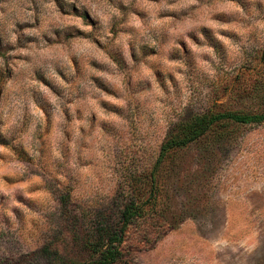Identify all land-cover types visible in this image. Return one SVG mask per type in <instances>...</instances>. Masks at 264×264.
Returning a JSON list of instances; mask_svg holds the SVG:
<instances>
[{"label":"rangeland","instance_id":"374dc122","mask_svg":"<svg viewBox=\"0 0 264 264\" xmlns=\"http://www.w3.org/2000/svg\"><path fill=\"white\" fill-rule=\"evenodd\" d=\"M263 104L264 0H0V264L86 262L130 197L117 264H264V123L154 168L179 121Z\"/></svg>","mask_w":264,"mask_h":264},{"label":"trees","instance_id":"16d2710c","mask_svg":"<svg viewBox=\"0 0 264 264\" xmlns=\"http://www.w3.org/2000/svg\"><path fill=\"white\" fill-rule=\"evenodd\" d=\"M262 123H264V104L257 112L210 110L193 115L176 123L174 129L161 143L154 168L162 164L169 153L186 147L212 129ZM151 175L153 174L149 176ZM144 204L145 201L127 198L119 207L116 225L109 230L99 229L93 233L94 236L89 240L87 249L90 258L80 264H117L127 252L125 244L131 227L149 215Z\"/></svg>","mask_w":264,"mask_h":264}]
</instances>
